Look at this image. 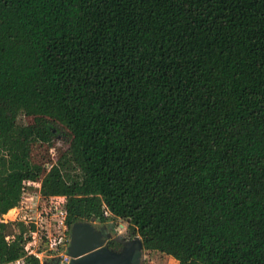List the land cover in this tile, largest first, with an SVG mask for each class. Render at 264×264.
Masks as SVG:
<instances>
[{"label": "trees", "instance_id": "1", "mask_svg": "<svg viewBox=\"0 0 264 264\" xmlns=\"http://www.w3.org/2000/svg\"><path fill=\"white\" fill-rule=\"evenodd\" d=\"M35 183L70 229L264 264V0H0V264H41L4 220Z\"/></svg>", "mask_w": 264, "mask_h": 264}, {"label": "rangeland", "instance_id": "2", "mask_svg": "<svg viewBox=\"0 0 264 264\" xmlns=\"http://www.w3.org/2000/svg\"><path fill=\"white\" fill-rule=\"evenodd\" d=\"M56 139L58 147L49 151V156L52 161H55L57 159L59 152L58 149H63L62 146L65 145L64 141L68 140V137L66 136L65 132L59 131L57 132ZM30 185V187L32 188L26 192L21 206L16 209V212H13L8 216H4L5 221L23 220L24 217H32L34 219L41 218H39V216L44 211V207L45 204H47V201L46 199H43L40 194V183ZM93 224L96 228L105 225L107 228L111 229L112 235L115 237H125L127 235V232H131L129 223L122 219L109 218L105 223L97 221ZM41 238L42 234L40 235V240H38L39 250L41 249V264H52V262L54 261L53 259L55 258V253H53V250L48 251L46 242L43 238ZM37 249L35 248V250ZM140 264H178V262L171 256L156 251H147L143 248Z\"/></svg>", "mask_w": 264, "mask_h": 264}, {"label": "water", "instance_id": "3", "mask_svg": "<svg viewBox=\"0 0 264 264\" xmlns=\"http://www.w3.org/2000/svg\"><path fill=\"white\" fill-rule=\"evenodd\" d=\"M94 222L75 223L71 228V240L67 249L70 261L61 262L56 259L52 264H140L143 242L139 237L137 242L140 244V250L131 258L126 256L129 248L122 253L107 249L105 234L94 226Z\"/></svg>", "mask_w": 264, "mask_h": 264}, {"label": "built area", "instance_id": "4", "mask_svg": "<svg viewBox=\"0 0 264 264\" xmlns=\"http://www.w3.org/2000/svg\"><path fill=\"white\" fill-rule=\"evenodd\" d=\"M46 201L47 204H45L44 211L39 216V218L41 217V221L40 219H34L32 217H24L23 219L27 224H34L36 226V230L30 233L31 240L26 244V250L30 255L41 259L38 240H40L41 234H45L48 240V251L53 250L54 252H52L55 253L53 260L60 259L61 262H69L70 257L67 255V249L70 245L71 229L66 220L67 214L64 209L65 198L51 197ZM35 248H38V251ZM13 264L27 263L25 259H20Z\"/></svg>", "mask_w": 264, "mask_h": 264}, {"label": "flooded vegetation", "instance_id": "5", "mask_svg": "<svg viewBox=\"0 0 264 264\" xmlns=\"http://www.w3.org/2000/svg\"><path fill=\"white\" fill-rule=\"evenodd\" d=\"M97 229L103 231L106 241L105 246L107 247V249L113 252L122 253L125 249L129 248L130 250L128 251L126 256L134 258L136 252L140 250V244L137 242L138 236H133L131 232H127V235L125 237H115L112 235L111 229L107 228L105 225L99 226Z\"/></svg>", "mask_w": 264, "mask_h": 264}, {"label": "crops", "instance_id": "6", "mask_svg": "<svg viewBox=\"0 0 264 264\" xmlns=\"http://www.w3.org/2000/svg\"><path fill=\"white\" fill-rule=\"evenodd\" d=\"M16 209H18V208L13 209L12 211L9 212V214L12 213V212H16ZM5 216H6V215H5ZM6 222H7V221H6Z\"/></svg>", "mask_w": 264, "mask_h": 264}, {"label": "bare ground", "instance_id": "7", "mask_svg": "<svg viewBox=\"0 0 264 264\" xmlns=\"http://www.w3.org/2000/svg\"><path fill=\"white\" fill-rule=\"evenodd\" d=\"M12 213H13V212H12ZM12 213H10V214H12ZM10 214H7V216L10 215Z\"/></svg>", "mask_w": 264, "mask_h": 264}]
</instances>
